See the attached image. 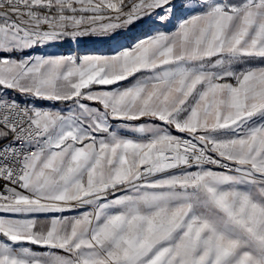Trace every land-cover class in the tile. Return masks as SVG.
I'll return each instance as SVG.
<instances>
[{"label": "snow or ice", "instance_id": "6c2138e0", "mask_svg": "<svg viewBox=\"0 0 264 264\" xmlns=\"http://www.w3.org/2000/svg\"><path fill=\"white\" fill-rule=\"evenodd\" d=\"M0 264H264V0H0Z\"/></svg>", "mask_w": 264, "mask_h": 264}, {"label": "crops", "instance_id": "0c3cea01", "mask_svg": "<svg viewBox=\"0 0 264 264\" xmlns=\"http://www.w3.org/2000/svg\"><path fill=\"white\" fill-rule=\"evenodd\" d=\"M134 35H140V32L139 31H136L134 33ZM132 37L131 36H128L126 37L125 39H122L121 42H126V39H131ZM86 51L88 52H99L100 54H110V45L109 44H106V43H91L89 45L86 46ZM48 52H57V51H61V52H64L66 51V49H55V48H49L47 49ZM41 103H44L45 105L47 106H50V103L51 102H41Z\"/></svg>", "mask_w": 264, "mask_h": 264}]
</instances>
